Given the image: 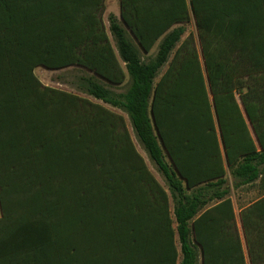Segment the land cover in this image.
Returning a JSON list of instances; mask_svg holds the SVG:
<instances>
[{
    "label": "trees",
    "instance_id": "obj_1",
    "mask_svg": "<svg viewBox=\"0 0 264 264\" xmlns=\"http://www.w3.org/2000/svg\"><path fill=\"white\" fill-rule=\"evenodd\" d=\"M104 7L0 0V264H264V0Z\"/></svg>",
    "mask_w": 264,
    "mask_h": 264
},
{
    "label": "rangeland",
    "instance_id": "obj_2",
    "mask_svg": "<svg viewBox=\"0 0 264 264\" xmlns=\"http://www.w3.org/2000/svg\"><path fill=\"white\" fill-rule=\"evenodd\" d=\"M120 12H121L120 0H105L103 20L107 27H109V22H108L109 15L115 14L118 18H120ZM186 27H187V32L183 36L182 41H184L187 37H193L197 43V47L199 48V51L201 52L202 49L200 45L199 32H198L195 20L192 19V21L189 22L186 25ZM156 51H157V47L154 48L152 55H155ZM39 67H40V70L37 72L36 75L45 87L58 90L61 92L75 94L81 98H87L94 103L104 105L101 101H97L93 99L92 97L87 96L85 93H83L79 89L80 77L86 75L87 73L86 70L79 68V67H69V68L60 69V70H48L45 67H42V66H39ZM166 68L167 67L162 69L161 75L166 71ZM104 106L122 115L125 118L126 123H127V128L130 131L139 152L143 155V157L147 161L149 169L154 174V176L157 178V180L161 183V185L165 186L163 177L158 172L156 166L151 162L146 152L142 149V147L138 143L135 137V134L133 132V129L131 127L130 121L128 119V116L120 110L112 109L111 107L107 105H104ZM232 184H233V179L231 176H229V185L232 186ZM260 196H261V193L255 188L250 189V190L243 189L238 192H234V191L232 192V198L235 203L236 214H237V223H238V227H239L240 234H241L244 244H245V239H244V233H243L242 209L248 206L250 203H253ZM246 254L248 256L247 249H246Z\"/></svg>",
    "mask_w": 264,
    "mask_h": 264
},
{
    "label": "crops",
    "instance_id": "obj_3",
    "mask_svg": "<svg viewBox=\"0 0 264 264\" xmlns=\"http://www.w3.org/2000/svg\"><path fill=\"white\" fill-rule=\"evenodd\" d=\"M40 70V67L39 66H37L36 68H35V70H34V73H35V75L37 74V72ZM0 74H1V70H0ZM37 76V75H36ZM38 78V77H37ZM39 79V78H38ZM2 216V211H1V208H0V217Z\"/></svg>",
    "mask_w": 264,
    "mask_h": 264
}]
</instances>
